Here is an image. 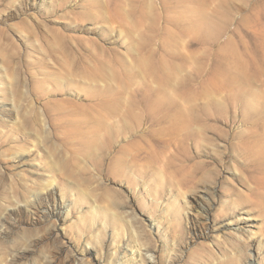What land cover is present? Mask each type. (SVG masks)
<instances>
[{"label":"rangeland","instance_id":"rangeland-1","mask_svg":"<svg viewBox=\"0 0 264 264\" xmlns=\"http://www.w3.org/2000/svg\"><path fill=\"white\" fill-rule=\"evenodd\" d=\"M52 231L75 264H264V0H0V264Z\"/></svg>","mask_w":264,"mask_h":264},{"label":"bare ground","instance_id":"bare-ground-1","mask_svg":"<svg viewBox=\"0 0 264 264\" xmlns=\"http://www.w3.org/2000/svg\"><path fill=\"white\" fill-rule=\"evenodd\" d=\"M186 201L188 202V200ZM26 205L29 209L35 208L33 204L26 203ZM35 211L37 212V210ZM194 211L197 217L201 215L198 209H194ZM1 221H2L1 223L4 225L5 222L3 220ZM51 235L54 237L53 240L55 241L57 245V253L48 254L46 256V260H44L41 264H75L74 257L66 253V250L61 246L62 242L60 240V236H59L60 234L56 231H52ZM259 243H261L260 240H259Z\"/></svg>","mask_w":264,"mask_h":264}]
</instances>
